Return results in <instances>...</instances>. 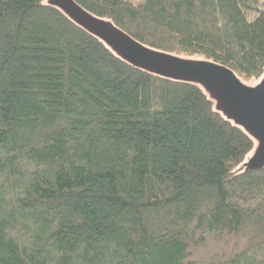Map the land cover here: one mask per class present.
Instances as JSON below:
<instances>
[{
  "label": "trees",
  "instance_id": "obj_1",
  "mask_svg": "<svg viewBox=\"0 0 264 264\" xmlns=\"http://www.w3.org/2000/svg\"><path fill=\"white\" fill-rule=\"evenodd\" d=\"M47 1L0 0V264H264L253 139ZM74 1L148 48L264 73V0Z\"/></svg>",
  "mask_w": 264,
  "mask_h": 264
},
{
  "label": "water",
  "instance_id": "obj_2",
  "mask_svg": "<svg viewBox=\"0 0 264 264\" xmlns=\"http://www.w3.org/2000/svg\"><path fill=\"white\" fill-rule=\"evenodd\" d=\"M73 23L103 42L117 57L150 74L200 86L215 110L253 139L255 148L240 166L244 172L264 168V73L246 85L229 68L204 59L175 56L148 48L109 20L93 16L74 0H48Z\"/></svg>",
  "mask_w": 264,
  "mask_h": 264
},
{
  "label": "rangeland",
  "instance_id": "obj_3",
  "mask_svg": "<svg viewBox=\"0 0 264 264\" xmlns=\"http://www.w3.org/2000/svg\"><path fill=\"white\" fill-rule=\"evenodd\" d=\"M254 252H255V251H252L249 255L252 256ZM256 256H257V255H256ZM257 257H259V256H257Z\"/></svg>",
  "mask_w": 264,
  "mask_h": 264
}]
</instances>
